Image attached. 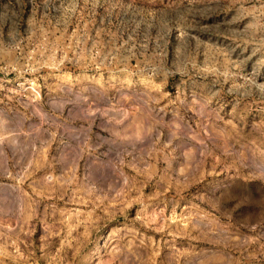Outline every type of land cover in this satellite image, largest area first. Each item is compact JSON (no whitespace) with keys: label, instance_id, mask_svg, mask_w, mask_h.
I'll use <instances>...</instances> for the list:
<instances>
[{"label":"rangeland","instance_id":"1","mask_svg":"<svg viewBox=\"0 0 264 264\" xmlns=\"http://www.w3.org/2000/svg\"><path fill=\"white\" fill-rule=\"evenodd\" d=\"M0 264H264V0H0Z\"/></svg>","mask_w":264,"mask_h":264},{"label":"crops","instance_id":"2","mask_svg":"<svg viewBox=\"0 0 264 264\" xmlns=\"http://www.w3.org/2000/svg\"><path fill=\"white\" fill-rule=\"evenodd\" d=\"M123 124V123H122ZM113 128H121V125H112ZM119 135H100L99 138L94 140L91 145L95 147V151H135L133 148V138L128 137L127 131H119ZM110 134V133H109ZM167 136H164V141H167ZM79 141L78 148H76L75 141ZM86 141L84 134H78L76 132H69L68 136L64 138L62 151H84V145L81 143ZM76 143V142H75ZM145 151V150H144Z\"/></svg>","mask_w":264,"mask_h":264}]
</instances>
